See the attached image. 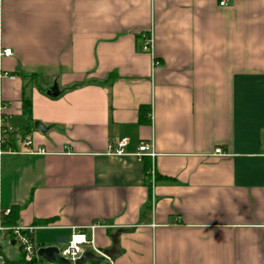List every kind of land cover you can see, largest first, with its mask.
Instances as JSON below:
<instances>
[{
  "label": "crops",
  "instance_id": "crops-1",
  "mask_svg": "<svg viewBox=\"0 0 264 264\" xmlns=\"http://www.w3.org/2000/svg\"><path fill=\"white\" fill-rule=\"evenodd\" d=\"M220 1L0 0V224L18 206L58 251L121 228L113 264H264V0Z\"/></svg>",
  "mask_w": 264,
  "mask_h": 264
},
{
  "label": "built area",
  "instance_id": "built-area-1",
  "mask_svg": "<svg viewBox=\"0 0 264 264\" xmlns=\"http://www.w3.org/2000/svg\"><path fill=\"white\" fill-rule=\"evenodd\" d=\"M220 5H225V1L222 0L219 3ZM153 46V38L152 35H149L145 38L143 42V50L144 51H152ZM12 54L10 48H0V57L2 56H10ZM158 64V61H153V66H156ZM4 143V133L2 130V127H0V144ZM127 144V139H120L115 147H111L109 149V153L121 155L124 154V146ZM23 146L29 147V153L35 154V153H43L44 151L40 148L33 147V143L30 139H24L22 141ZM215 153L222 155L223 152L220 148L215 149ZM135 156L141 160L143 157H148L150 159H153L155 154L153 152L151 142H145L142 141L138 144L137 150L135 153ZM148 175L151 178V184L153 186V182L155 179L153 166L151 165L150 168L147 170ZM104 225H101L98 222L92 223L88 225L87 227H78L74 226L72 228V234L70 236V239L67 243V245L60 249L58 251L59 256L66 259L70 264H75L76 260H78L81 255L85 252H91L95 256L102 257L103 261H107V264H113L112 259L104 254L103 250L96 247L94 244L93 238H86L84 234L85 229H89L91 232H93L96 228L102 227ZM35 229V226H25L21 224L12 225V226H4L3 224H0V230H7L9 231L13 237L14 240L18 243L19 248L21 250L22 259L25 263L32 262L33 260H37L40 258L37 255V247L33 241L32 233ZM48 264H60L56 261L48 262ZM83 264H94V263H83Z\"/></svg>",
  "mask_w": 264,
  "mask_h": 264
},
{
  "label": "water",
  "instance_id": "water-1",
  "mask_svg": "<svg viewBox=\"0 0 264 264\" xmlns=\"http://www.w3.org/2000/svg\"><path fill=\"white\" fill-rule=\"evenodd\" d=\"M48 93H49V91H48ZM34 127L36 129L45 130V127L38 122L34 123ZM121 232H123V229L119 228V229H116L115 232L110 235L112 245H111V247L103 250L104 254H106L109 257H115V255L119 251V249H118V236ZM37 255L47 262L56 261L60 264H70L66 259L59 256L58 249L54 246L38 247ZM86 261H92V262L100 263L103 261V258L95 256L91 252H85L81 255V257L78 260H76L75 264H83Z\"/></svg>",
  "mask_w": 264,
  "mask_h": 264
},
{
  "label": "trees",
  "instance_id": "trees-1",
  "mask_svg": "<svg viewBox=\"0 0 264 264\" xmlns=\"http://www.w3.org/2000/svg\"><path fill=\"white\" fill-rule=\"evenodd\" d=\"M22 105H23V112L26 116V120H27V125L28 124H31L32 123V120H31V109H30V106H31V103H30V98L28 96H25L24 92H23V97H22ZM149 113V107L147 106H140L139 108V115H140V118L141 120H145V116L146 114ZM149 167L148 163L145 162V168L147 169ZM149 207L150 206H146V208H148L149 210ZM19 210V207H13L12 209H10L7 217L5 218V220L3 221V224L7 225V226H12L16 220H17V211ZM35 260H33L32 262H29V263H25L23 261V259H21V264H33Z\"/></svg>",
  "mask_w": 264,
  "mask_h": 264
},
{
  "label": "rangeland",
  "instance_id": "rangeland-1",
  "mask_svg": "<svg viewBox=\"0 0 264 264\" xmlns=\"http://www.w3.org/2000/svg\"><path fill=\"white\" fill-rule=\"evenodd\" d=\"M2 247H3V253H4V255H5L6 257H7V256L10 257L8 247H12V248L14 249V252H15V255H14L15 258L18 259V260H20V254H19V252L17 251V248H18V247H17V244L11 246V245H10V242H8L6 246L3 245ZM5 247H6V248H5ZM36 264H39V263H36ZM42 264H44V263H42ZM102 264H104V262H103Z\"/></svg>",
  "mask_w": 264,
  "mask_h": 264
}]
</instances>
